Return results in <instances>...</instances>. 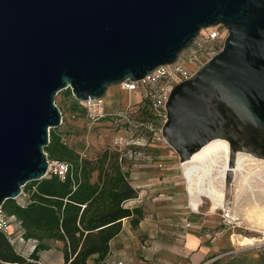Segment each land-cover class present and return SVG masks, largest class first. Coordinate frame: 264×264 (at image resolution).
I'll list each match as a JSON object with an SVG mask.
<instances>
[{"label": "water", "instance_id": "1", "mask_svg": "<svg viewBox=\"0 0 264 264\" xmlns=\"http://www.w3.org/2000/svg\"><path fill=\"white\" fill-rule=\"evenodd\" d=\"M217 25L223 48L175 86L163 134L194 198L234 187L264 217V0H0V205L47 176L60 91L106 97Z\"/></svg>", "mask_w": 264, "mask_h": 264}, {"label": "rangeland", "instance_id": "2", "mask_svg": "<svg viewBox=\"0 0 264 264\" xmlns=\"http://www.w3.org/2000/svg\"><path fill=\"white\" fill-rule=\"evenodd\" d=\"M205 33L206 30L201 32V34ZM108 92V97L113 99V103L109 105L111 112L122 110L127 104L125 102L127 99L129 101L139 99L135 94L123 93L117 86L110 87ZM55 101L63 115V123L58 127V132L80 155V158H98L106 150L116 151L120 155L123 170L129 172L131 183L138 193L140 194L143 187L147 190L141 198L138 195L133 199L130 205H141L145 208L149 225L154 224V220L158 222L159 233L155 240L163 248L155 258L157 257L161 264H178L179 259L184 258L180 255V251L187 247L189 233L197 232L196 235L203 236L225 222L224 214L231 215L233 205L231 187L227 188L225 210L211 211L212 203L206 197L200 198L195 208L190 189L187 190V180L182 174L178 154L163 134L165 123H156L155 130L139 127L136 120L141 119V114L136 115L132 123L124 124L120 120L115 123L111 117L92 123L81 110L80 103L73 94L66 96L65 91L62 90ZM116 136L123 137L120 146L114 144ZM185 220L194 224L195 228L189 231L181 227ZM240 221L242 227L237 228L240 232L244 231V228L264 231L263 228L252 225L246 220L240 219ZM198 225L204 226L200 232L196 231L199 229L196 228ZM248 230L247 233L251 232ZM178 232L181 236L177 235ZM144 241H147L146 237ZM209 249L207 247L206 253L202 251V255L200 254L202 246L192 249L197 255L196 264H264V253L256 250L247 249L228 254V247L225 246L218 247L216 251ZM22 251L26 255L31 252L27 245L21 248ZM54 256L55 254L50 255L51 258ZM63 263L61 261V264Z\"/></svg>", "mask_w": 264, "mask_h": 264}, {"label": "trees", "instance_id": "3", "mask_svg": "<svg viewBox=\"0 0 264 264\" xmlns=\"http://www.w3.org/2000/svg\"><path fill=\"white\" fill-rule=\"evenodd\" d=\"M64 91L72 95L70 88ZM50 139L45 147L49 160L68 161L73 170L64 180L51 174L29 182L24 187L31 194L29 203L6 200L3 207L21 222L24 239L37 244L26 255L0 231V264H41L49 239L64 243L65 264H90L92 259L94 264H106L111 241L122 231L123 221L132 217L133 225H138L142 219L141 208L127 204L138 197V190L123 170L118 152L106 150L98 158H80L58 128L51 129Z\"/></svg>", "mask_w": 264, "mask_h": 264}, {"label": "built area", "instance_id": "4", "mask_svg": "<svg viewBox=\"0 0 264 264\" xmlns=\"http://www.w3.org/2000/svg\"><path fill=\"white\" fill-rule=\"evenodd\" d=\"M205 30L206 33H200L192 46L183 51L176 62L158 66L141 80L128 79L120 83L118 86L122 90L138 94L139 99L129 101L119 112L110 111L106 97L80 101L88 120L96 123L111 117L115 123L120 120L126 124L132 123L134 117L141 114V119L136 120L139 127L155 130L156 123L166 124L168 120L166 103L175 86L189 80L199 68L217 54L223 48L228 36V30L223 25L212 26ZM122 143L123 137L116 136L114 144L120 146ZM72 170L73 165L68 161L49 160L47 175L53 174L64 180ZM25 194L26 191L23 189L20 197ZM224 219L228 225L224 229L229 230L232 244L228 254H235L247 249L264 253V231L244 228L245 230L240 232L237 228L242 227V221L231 215ZM190 226V223L186 224L187 228ZM246 230L251 232L247 233ZM0 231L12 243H15L16 240L25 241L21 222L16 216L9 215L3 205H0Z\"/></svg>", "mask_w": 264, "mask_h": 264}, {"label": "crops", "instance_id": "5", "mask_svg": "<svg viewBox=\"0 0 264 264\" xmlns=\"http://www.w3.org/2000/svg\"><path fill=\"white\" fill-rule=\"evenodd\" d=\"M120 91L125 94H135L139 97L136 93H129L127 91H124L121 89L120 86H117ZM109 94V92H107ZM108 94L106 95V100L108 105H111L113 103L112 97H108ZM112 102V103H111ZM129 102V99L127 101ZM179 158V156H178ZM190 189V184L187 182V190ZM149 191V190H148ZM144 192H147V190L142 189V191L139 194V198L142 197ZM191 194V192H190ZM192 198V196H191ZM136 199V198H134ZM21 204H26L31 201V194L29 191H26V194L16 199ZM133 199L128 201V205H130L131 201ZM198 200L197 205L195 204V208L198 206ZM190 204V203H189ZM131 207H139L141 208L143 212L142 219L140 220L138 225H133L132 223V217L127 218L123 221V229L122 231L111 241V251L109 255L105 259L106 264H161L158 262L157 257L155 258V255H158L160 249H162V245L156 242V238L158 237L159 233V227L158 222L154 220V224L149 225V220L145 216V208L141 205H135ZM192 209V208H191ZM212 209V206H211ZM193 212H196L192 209ZM213 211V210H211ZM226 214L223 215V218L226 217ZM148 223H146V221ZM225 220V219H224ZM190 223L191 226L189 228L186 227V224ZM226 223L224 222L220 226H217L213 229V231H209V233H206L203 236L196 235L197 232L189 233L188 238V245L184 250L180 251V255L184 258H180L178 264H196L197 263V255L196 253H193L192 249L202 246V250L200 251V254L202 255V251L204 253L207 252V247L210 248V251H216L218 247H228V250L232 248V244L229 238V230L223 229L222 227ZM181 227H184L185 230H193L195 228V225L185 220L181 224ZM204 226H196V231L199 232L202 230ZM264 229V228H263ZM211 232V233H210ZM180 232L177 233V235L181 236ZM147 239V241H144V239ZM149 237V240H148ZM248 240V239H246ZM15 246L18 247V250L21 251L22 247L28 246L29 250L32 251L34 246L37 244V241L35 240H16ZM47 244L49 246V249L44 250L43 254L41 253V263L42 264H61V261H63L65 264V256H64V243L61 241H57L54 239L47 240ZM210 244V245H208ZM20 248V249H19ZM206 248V249H205ZM23 252V251H22ZM24 253V252H23ZM25 254V253H24ZM55 254L54 258H51L50 255ZM190 258V259H189ZM90 264H94V261L92 259V263L90 260Z\"/></svg>", "mask_w": 264, "mask_h": 264}, {"label": "flooded vegetation", "instance_id": "6", "mask_svg": "<svg viewBox=\"0 0 264 264\" xmlns=\"http://www.w3.org/2000/svg\"><path fill=\"white\" fill-rule=\"evenodd\" d=\"M190 184V192L193 201L195 200L193 196V184ZM234 187L230 188L231 195L233 193ZM226 196H227V188H221L217 192H212V193H207L204 194L202 197L209 198L211 203H212V210H218L226 209ZM202 197H198L197 199H200ZM232 197V196H231ZM232 210H231V216L235 219H241V220H246L248 223L255 225L260 228H264V217H261L259 220L255 218L254 212L247 211L243 209L233 198H232Z\"/></svg>", "mask_w": 264, "mask_h": 264}, {"label": "bare ground", "instance_id": "7", "mask_svg": "<svg viewBox=\"0 0 264 264\" xmlns=\"http://www.w3.org/2000/svg\"><path fill=\"white\" fill-rule=\"evenodd\" d=\"M168 141V140H167ZM169 142V141H168ZM169 144L171 145V147L175 150V152H177L178 156H179V161H180V165H181V169H182V174L184 176V178L187 180V182L193 184V181L191 179H189L185 174H184V171H183V167H182V162H181V157H180V153L178 151V149L171 143L169 142ZM197 198H195L194 202L195 204L197 205V201H196Z\"/></svg>", "mask_w": 264, "mask_h": 264}]
</instances>
